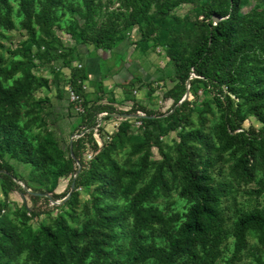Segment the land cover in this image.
<instances>
[{"label": "trees", "instance_id": "obj_1", "mask_svg": "<svg viewBox=\"0 0 264 264\" xmlns=\"http://www.w3.org/2000/svg\"><path fill=\"white\" fill-rule=\"evenodd\" d=\"M17 1L20 12L26 17L28 36L35 40L31 26L35 4H40L48 26H52L51 10L64 0ZM83 1L89 12L93 0ZM124 1L132 10L126 21L127 27L145 24L148 30L142 34L143 41L152 35L167 46L166 55L173 63L176 78L174 86L164 95L172 106L163 117L157 119L155 114L138 104L124 112L127 115L142 114L139 121L144 127V139L131 149V155L142 154L139 169L129 160L121 165L112 156L124 143L122 131L118 128L105 139L100 126L101 120L124 113L103 103L88 106L82 86L88 79L87 69L71 67L70 58L65 56L63 64L70 70L69 87L82 107L79 129L63 150L56 148L58 142L51 134L33 143L37 139L30 137L25 128L36 118H30L23 127L19 124L20 102L29 98L34 87L33 77L25 71L21 78L6 85L21 70L22 62L12 61L9 67H4V56L0 54V186L3 195L15 192L22 199L27 196L31 203L28 211L37 217L44 212L51 215L59 205H77L78 188L93 186L97 193L92 205L84 207L87 217L81 226H71L68 217L60 213L50 225H40L30 235L19 230L0 209V264H19L22 254H26L31 264H121L111 249L121 235L128 238L130 264L149 261L153 264L197 263L202 259L200 253L205 256L202 264H214L221 255L220 247L229 231L223 201L233 199L235 202V198L230 182L216 179L211 171L217 160L207 157L202 150L228 152L234 160L227 171L232 181L249 183L256 180L258 172L264 175V60L260 58L264 53V23L241 14L244 0ZM185 2L199 6L200 14L195 22L181 28V21L174 11ZM153 4L155 15L150 13ZM11 12L10 0H0V28L13 29ZM168 16H171L170 26L166 27ZM213 17L218 18L217 23ZM67 31L72 36L75 33L71 27ZM80 36L84 42L90 41L95 53L113 54V49L122 41L119 30L112 26H102L91 35L82 31ZM1 38L0 34V49L4 48ZM5 52L12 57L22 55L31 60L21 48H5ZM37 52L35 56L40 62L55 61L48 49L42 51L37 46ZM136 81L142 82L136 79L130 83L134 85ZM197 84L212 91V100L220 110V121L215 126L218 147L210 145V134L202 130L182 131L190 126L194 110L188 96L182 99ZM147 87L150 93L154 91L150 84ZM74 104L76 106V102ZM249 118H254L260 126H246ZM117 119H122L123 125L129 120ZM204 123L205 118L200 116V129L204 128ZM148 129H155L157 135H152ZM173 131L178 138L176 157L164 155L161 161L150 163L151 148L157 146L160 150V137ZM6 154L29 164L44 178H50V196L42 188L18 177L13 166L5 160ZM85 154H89V158L86 159ZM150 166L153 173L144 181ZM64 177H69L67 188L60 194L54 193L59 180ZM170 181L177 183L178 196L188 205L183 214L165 216L153 205L156 191L170 196ZM256 182L259 188L255 193L263 194L264 180ZM119 197L126 200L123 209H118L114 203L102 205ZM60 200L63 201L59 205L54 204ZM148 230L156 231L164 244L147 240L145 231ZM250 232L256 233L259 243L264 245V206L235 209L232 235L236 253L244 249ZM257 261L264 264L260 259Z\"/></svg>", "mask_w": 264, "mask_h": 264}, {"label": "rangeland", "instance_id": "obj_2", "mask_svg": "<svg viewBox=\"0 0 264 264\" xmlns=\"http://www.w3.org/2000/svg\"><path fill=\"white\" fill-rule=\"evenodd\" d=\"M201 1V0H200ZM92 9L88 12L84 6L83 0H64L61 5L51 10L52 26H48L40 4L36 3L33 9L31 26L35 31V40L30 39L26 30V17L19 10L17 0H10L12 12L10 18L13 21V29L5 30L0 28L2 35L1 43L4 48L0 49V54L4 56V67H9L12 61H21V70L16 73L13 79L6 82V85L13 80L22 77L25 71L32 75L34 87L29 93L26 101L20 102L21 116L20 126L30 119L36 120L27 128L26 133L37 140L43 139L47 134L54 136L57 149H65L71 140L73 134L79 129L81 121L82 107L80 101L75 99L69 87L70 70L63 64V57H69L71 67L79 68L81 66L87 69L88 79L82 82L83 89L87 94L88 106L95 103H103L113 107L118 112H127L133 107H143L147 112L156 115L157 119L163 117L171 109L172 102L165 100V93L176 83L173 63L166 55L167 46L159 40L148 38L143 41L142 34L148 30L145 24L140 27H127L126 21L131 15V8L124 0H93ZM70 6L72 8H70ZM156 8L154 4L150 13L155 15ZM180 19V27L185 24L193 23L200 14L199 6L191 3H182L174 11ZM241 14L247 19H256L264 23V0H244L241 8ZM171 16L166 17V27L170 26ZM102 26H112L119 30L122 41L113 49V54L95 53L90 41L81 40L82 31L87 35L96 34ZM68 27L74 28V35L67 31ZM37 46L42 51L48 49L52 58L48 64L40 62L35 56ZM5 48H21L24 53L30 57L28 60L22 55L12 57L7 55ZM260 58L264 60V53ZM140 80L141 83L132 80ZM147 84L153 87L154 91L149 92ZM73 97V98H72ZM213 93L204 88L202 84H197L195 88L189 91L188 100L191 108L194 109L190 118V126L182 129L183 133L192 130H202L210 134V145L218 147L215 137V126L219 123L220 110L213 102ZM237 103V100H233ZM76 102V106L74 104ZM144 113L143 111H139ZM124 113V114H125ZM162 114V115H161ZM118 114H113L111 118L101 120L100 126L103 128L104 138L107 135L114 134L120 129L124 139L123 145L119 146L113 153V158L121 165H125L127 160L139 169V159L142 154L131 155L132 147L143 141L144 127L139 121V117L131 118L125 121L117 119ZM139 115V113H138ZM142 116V114H140ZM200 116L205 118L204 128L200 129ZM155 117V116H154ZM120 118V117H119ZM260 126L254 118H249L245 125ZM163 126V125H162ZM152 135L156 136L155 129H148ZM104 139H100L102 141ZM178 142L176 132H170L166 136L160 137V150L157 146L151 148L150 163L161 161L165 156L172 159L176 157L175 146ZM203 154L213 160H217V165L211 169L216 179L229 181L234 192L233 199L223 201L225 206L224 215L226 218V228L229 230L220 247L221 255L215 260L214 264H259L257 259L264 261V245L260 244L256 233L250 232L246 239V246L241 252L236 253L234 247V237L232 235L233 222L235 220V209L248 210L254 207L264 206V193L256 194L259 186L256 181L264 180V175L258 172L255 181L237 183L228 176V166L234 162L228 152L220 154L207 149L202 150ZM85 154V158H89ZM5 160L13 166L18 177L30 182L34 187L42 188L47 196H50L49 189L52 184L50 178L46 179L39 173L34 172L29 164H26L9 154L5 155ZM148 169L144 175V181H147L153 169ZM220 168V170H219ZM69 177L59 180L56 194H60L67 188ZM172 190L170 196H164L159 190L155 192L156 196L152 200L153 205L161 209L165 216L173 213L183 214L187 208V203L179 198L177 183L171 182ZM78 203L75 206L59 205L61 201H55L59 205L57 210H53L51 215L42 213L33 217L28 211L31 206L29 198L24 199L13 192L3 195L0 186V209L1 213L8 215L18 226L19 230L30 235L37 231L40 225H50L53 218L62 213L68 217V223L71 226H81L87 215L85 214V205H92L97 193L93 186L81 187L77 189ZM114 203L118 209H123L126 200L119 197L116 201H106L102 205H111ZM43 205V203H42ZM90 212L93 215L91 206ZM24 215V216H23ZM126 228V227H125ZM147 240H155L159 245L164 244V240L158 237L156 231H145ZM115 258L121 264H130V256L127 251L128 238L121 235L120 239L112 246ZM202 259L197 262H183V264H202L204 254L200 253ZM19 264H31L26 259V254H22L18 259ZM103 264H109L104 262ZM145 264H153L149 261ZM182 264V263H181Z\"/></svg>", "mask_w": 264, "mask_h": 264}, {"label": "water", "instance_id": "obj_3", "mask_svg": "<svg viewBox=\"0 0 264 264\" xmlns=\"http://www.w3.org/2000/svg\"><path fill=\"white\" fill-rule=\"evenodd\" d=\"M213 21L215 23H217L218 22V18L213 17ZM187 96H188V93H186V95L184 96V98L182 100H185L187 98ZM116 117H121V118H126V119H131V118H136L137 119L138 117H140V115L137 114V116H136V115L123 114V115H116ZM79 172H80V169L77 171V173H79ZM73 187H74V183H72L71 188L73 189Z\"/></svg>", "mask_w": 264, "mask_h": 264}, {"label": "built area", "instance_id": "obj_4", "mask_svg": "<svg viewBox=\"0 0 264 264\" xmlns=\"http://www.w3.org/2000/svg\"><path fill=\"white\" fill-rule=\"evenodd\" d=\"M73 94H74V93L72 92V95H73ZM74 95H75V94H74ZM72 98H73V97H72ZM75 99H78V100H79L78 96L75 95Z\"/></svg>", "mask_w": 264, "mask_h": 264}]
</instances>
